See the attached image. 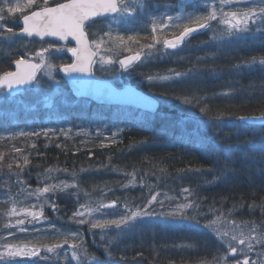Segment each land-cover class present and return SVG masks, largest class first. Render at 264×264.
Returning <instances> with one entry per match:
<instances>
[{
  "label": "trees",
  "instance_id": "16d2710c",
  "mask_svg": "<svg viewBox=\"0 0 264 264\" xmlns=\"http://www.w3.org/2000/svg\"><path fill=\"white\" fill-rule=\"evenodd\" d=\"M62 1L55 0L50 4ZM184 7L188 12L193 11L190 2L185 3ZM236 7L232 6V10ZM228 10L229 6H225V11ZM157 11L161 12L162 9ZM176 12L175 8L171 14ZM12 27L14 31L19 29L18 16L14 18ZM136 32L140 34L139 39L151 38L150 28L126 31L120 35L127 39ZM12 51L8 55L0 54V72L12 70L15 59L25 57V53L18 49ZM125 53L120 50L119 57ZM211 54L216 56H206L189 71V80L166 89L149 90L135 83L134 78L131 79V84L168 100L169 106L161 103L155 113L76 98L68 86L64 92L66 97H62L63 100L59 99L60 96L57 98L59 100L55 104L58 107L49 105L28 109L22 103L0 104V184L5 179L11 182L7 185L9 187L5 186L2 194L18 200L16 196L19 192H15L13 187L18 182L16 180L24 177L31 184L30 187L35 188L43 178H49L46 169L57 171L54 182L58 184L61 181L67 183L71 179L68 176L70 173L87 170L85 175H79L78 191L74 189L78 200L83 197L79 193L82 190L86 195L98 194L109 199L122 197L145 206V200L138 197V193L145 189V176L151 175L152 178L159 176L164 180L155 187L157 192L171 198L166 201L165 213L181 201L185 202L184 197L187 196V201H194L198 208L195 211L185 210L184 216L191 217L197 211L216 214L219 208L232 209L230 207L233 205L235 209L238 208L235 214L247 216L248 226L263 224L264 127L252 121L241 122L237 118L264 113V67L258 64L247 66L253 57H264V31L252 32L244 39L217 42V48L211 50ZM184 96L199 97L201 104H185L182 102ZM62 101L65 103L61 104ZM204 104L209 109L206 115L200 112ZM203 123L207 124V128L202 126ZM31 129L39 130L34 132L39 135H19ZM42 129L54 131L44 136ZM118 129L122 131L113 136ZM25 156L30 163H24ZM9 164L12 165L11 169L8 168ZM128 172L141 177V184L126 188L123 194H115L123 182L119 179L120 175ZM18 173L22 175L18 177ZM205 179L211 182L206 183ZM184 188H188L192 195L183 193ZM59 191L61 193L57 190L54 195L59 196L60 201L56 206L60 213L59 206L65 209L67 202H63L62 188ZM78 200L76 198V202ZM34 202L37 203L31 201ZM0 204L3 203L0 201ZM2 210H5V205L0 206ZM68 218H72V212ZM153 226L150 231L141 227L138 234L131 236V240H125L126 251L132 249L122 253L127 262L116 248L110 247L112 256H107L104 250L92 245L88 233H82L80 229L76 232L84 240L90 257L97 261L94 264H194L202 256L209 257L206 245L211 243L199 237L195 227L176 222L165 230ZM55 229L60 237L61 227ZM57 236L41 234L37 238L42 243H51ZM180 238L193 245L188 249L191 251L175 249Z\"/></svg>",
  "mask_w": 264,
  "mask_h": 264
},
{
  "label": "snow or ice",
  "instance_id": "6c2138e0",
  "mask_svg": "<svg viewBox=\"0 0 264 264\" xmlns=\"http://www.w3.org/2000/svg\"><path fill=\"white\" fill-rule=\"evenodd\" d=\"M191 3L194 11L188 12L184 7L185 3ZM237 6L232 10V6ZM244 5V7H239ZM225 6H229V10L225 11ZM203 8L205 12L197 14L196 9ZM146 10L145 0H66L63 3H56L55 6H50V0H0V38L4 40H12L20 36L39 37L41 40L44 37L55 38L47 42V47H41L39 51L34 54H28L29 58L25 59L20 56L15 59L16 71L0 72V104L13 103L16 101V96L20 95V90L25 92L35 91L39 94V85L42 83V77L38 78L37 73L43 72L54 83L58 84L54 75L55 70L59 69L65 76L71 78L76 82L78 75H94L95 65L98 63L103 68L104 66H111L118 64L119 68L125 72L132 70L137 64L144 60L151 58L153 55L169 54L175 55V52L167 53L168 49L175 50L182 45L192 33L200 29H209L213 31V41L229 42L233 39H244L247 34L252 32L264 31V0H181L178 6V11L175 16L164 15L156 16L150 20L151 40L152 42L146 45H139L138 32L129 35L127 39L119 34V27L123 26L126 31H131L132 26L137 22L135 16L139 11ZM19 14L21 17V27L19 32H15L13 27L8 26L4 21L14 18ZM96 17H109V23L106 25L107 30L101 35L99 32L90 33V29L97 23L94 19ZM213 21L217 25L224 27H214ZM194 24L196 27H188L187 25ZM117 27L114 28L113 26ZM251 25V26H250ZM181 28L182 30L174 35L173 38H161L157 33H163L168 28ZM116 32L113 35V32ZM90 34L92 39H90ZM75 42V46L69 47V40ZM57 41L64 42L63 44ZM138 47H133V45ZM157 45L161 48L157 49ZM70 52L73 58L71 63H53V58L64 51ZM120 50L129 53L123 59L118 58ZM116 57V58H114ZM264 67V57H253L247 62L248 67L255 65ZM188 73L180 72L175 69H169L167 74H149L146 79L148 82L153 81H173L186 77ZM222 95H230V93H223ZM46 106L51 105L52 99L44 97ZM182 102L185 104H201V98L184 96ZM207 104L200 107V112L205 115L208 112ZM220 118V117H218ZM241 122L251 120L253 124L259 122L261 127H264V113L259 116L237 118ZM54 130L48 129L44 134ZM63 131V130H61ZM120 129L113 136H116ZM39 135V133H34ZM19 135H32L29 133H19ZM115 143V140H113ZM19 151V149H16ZM2 159V157H0ZM24 163H30L28 157L25 156ZM19 168L20 165L17 164ZM11 169L12 165L9 164ZM51 173L52 169L47 170ZM132 179L130 184L135 183V173L131 174ZM50 178V177H49ZM75 183L69 185L61 181L59 184H48L43 188L37 189L35 194L37 199L44 193L55 191L57 188L67 189L68 187H76ZM183 193L192 195L188 188H184ZM160 193L156 192L151 195L147 201V206L150 207L153 202L157 201V196ZM165 195V199H171ZM187 201V196L184 197ZM163 203V201H159ZM115 206V201L110 204H104L101 201L96 202V206L91 204H81L80 208L73 213V217H82L77 221L79 224H89L90 229H106L109 226H115L121 232L130 231L136 228L138 220L142 222V218L151 217L155 213L149 212L146 208H137L133 211L127 205H124L126 214L121 215L117 219L99 218L103 216L104 208H111ZM33 208L36 205L32 206ZM51 207L55 210V205ZM198 208L194 201H187L176 206L174 211L168 213H161L160 215L167 216H182L184 217L185 210ZM39 211H32L30 209L17 210L15 201L13 206L6 213L7 216L26 215L31 217L33 221H38L43 216V205L39 206ZM99 214L98 217L93 218V214ZM222 215H218L214 220L209 221L204 227L211 229L227 246V251L232 256L243 257L237 259L235 264H250L251 257L249 253L255 252V245H259L262 251L255 253L256 259L251 260V264H264V231L258 229L255 225L241 226L235 221L229 222L226 230H221L219 225L222 223ZM195 219V217H185ZM25 219L16 220V225H24ZM6 228H12L14 225L9 222L5 225ZM247 228V231L244 229ZM20 231H27L26 228L21 227ZM14 235V233H9ZM79 233H69L63 240V244H52L44 247L46 253H52L59 257L58 248H62L64 244L68 243L69 237L75 238ZM103 239V237H101ZM227 238V239H225ZM0 239H7L0 237ZM81 243L83 241L81 240ZM244 246V247H241ZM71 259L75 260L77 264H90L89 254L86 248L80 247L79 244L73 243L70 245ZM0 264H20L16 258H31L39 255L40 248L29 247L28 245L18 246L15 244L5 243L0 245ZM65 259H68V254L65 253ZM94 259V258H92ZM222 259L227 260V257Z\"/></svg>",
  "mask_w": 264,
  "mask_h": 264
},
{
  "label": "rangeland",
  "instance_id": "374dc122",
  "mask_svg": "<svg viewBox=\"0 0 264 264\" xmlns=\"http://www.w3.org/2000/svg\"><path fill=\"white\" fill-rule=\"evenodd\" d=\"M55 1V0H51ZM50 1V2H51ZM65 1V0H64ZM218 1V0H217ZM63 2V1H62ZM146 2V10L139 11L136 16L135 20L137 21L133 26L131 31H139V30H145L149 29L150 27V20L155 15H176L171 14L173 9H177L178 6L181 4L179 2H168L167 0H145ZM51 5V4H50ZM192 6V4H191ZM193 8V7H192ZM158 9H162L161 12H158ZM197 14H201L204 9L198 8ZM195 10V11H196ZM194 11V9H193ZM155 12V15H154ZM158 12V14H157ZM18 19L20 20L19 14L17 15ZM15 18V17H14ZM14 18L8 19L4 21L5 24L12 27L14 23ZM110 18H106L105 20H99L97 23L90 29V33L99 32L101 35H103V32L107 30L106 25L109 23ZM216 22V21H214ZM194 25V24H192ZM196 26V25H194ZM114 28L117 26L114 25ZM214 27L223 28V25H217L214 24ZM181 31V28H178L174 30V28L170 27L168 29H165L163 33H157L158 35H161V38L164 37L170 38L174 36L175 34L179 33ZM174 30V32H171ZM19 29L15 32H18ZM126 32L123 26L119 27V34ZM130 32V31H127ZM167 32H170L169 34H166ZM116 32H113V35H115ZM213 31L209 29L199 30L197 32L192 33L189 37H187L182 45H180L177 49L172 50L168 49L167 53L175 52V55H169V54H160L157 53L153 55L151 58H148L144 60L142 63L137 64L132 70L130 71H123L119 68L118 64H113L111 66H104L101 67L100 64L95 65L94 75L98 77H102L101 75L105 77H109L108 79L112 80L116 85L123 86L128 83H131V79L134 78L136 80L135 83L142 84L149 90H155V88L159 89H166L170 86L178 85L183 83L186 80L190 79V72L193 68H195V65H198L199 62L204 59L206 56L212 55V58L216 56L215 54H211V50H214L217 48V42L220 41H213L212 40ZM90 37L92 39V36L90 34ZM27 39V40H25ZM51 40H38L35 38H24V37H17L15 38V42L12 40H4L0 38V54H11L13 49H18L20 52L25 53L24 58H29L28 54H34L36 51H39L41 47H47V42ZM225 41V40H224ZM152 40L146 39L144 37H140L139 39V45H146L151 43ZM223 42V41H221ZM59 43V42H57ZM63 44V43H59ZM135 45V44H134ZM69 47H73V45L69 42ZM138 47V45H136ZM161 48V45H157V49ZM65 58H68L67 62L65 61ZM116 58V57H114ZM119 58V57H118ZM71 56L69 52L66 50L62 53L57 54L53 58V63H70L71 62ZM169 69H175L180 72H186L188 75L182 79L179 80H173V81H153L148 82L146 77L149 74H167ZM54 75L56 76V80L59 81L58 84L54 83L52 80H50L47 76L43 75V72H40L38 74V78L42 77V83L38 86L39 87V94H37L35 91H28L25 92L24 90L19 95V98H16L15 103L19 104L22 103L24 107L30 109L34 107H45V100L44 97L47 96L50 99H52V107H58L55 103L61 99L63 100L64 92L66 90V82L60 75L59 69L55 70ZM168 84V85H167ZM136 85V84H134ZM167 85V86H165ZM149 93V92H148ZM150 94V93H149ZM155 97H157L161 103L164 105L169 106L168 100L163 99L160 95L157 94H151ZM60 96V97H59ZM59 97V99H57ZM63 97V98H62ZM57 99V100H56ZM65 102L62 101L61 104H64ZM46 120V118L44 119ZM208 120H201V122H205ZM211 123V121H208ZM196 124V122H194ZM194 127L196 125H193ZM202 126L204 128H207V124L203 123ZM49 128V127H47ZM31 129L30 131H22L23 133H29L32 134L34 132H39V130ZM43 132H46L44 129H42ZM45 136V134L43 133ZM59 134L56 135L58 137ZM65 137V135H63ZM67 136V135H66ZM55 137V136H54ZM48 170V169H46ZM87 170H81L79 173L73 172L68 174L70 176V180L67 182L69 185L75 183L77 185L79 181V175L86 174ZM133 172L128 173H122L120 176V180L123 181L118 189L115 191V194L120 195L121 193L126 190V188L134 187L139 184H141L142 179L138 175H135V183L130 184L129 181L132 179ZM48 177L47 179H42L40 181L39 186L35 188L30 187V183L28 184L27 181H25L24 177L17 179L14 184L15 192H19V195L16 196L18 200L14 198L5 197L6 194H2L3 189H5V186L10 185L11 182L7 181L5 179L0 184V201L5 205V210L0 211V218L2 219L1 225H0V237H6L7 239H0V245H3L5 243L8 244H15L18 246H24L28 245L29 247H37L40 248V252L38 256L31 257V258H16L17 261L20 262V264H77L75 260L71 259V247L70 245L73 243V240H75V243L79 244L80 247L86 248L85 243L83 240V243H81L80 235L72 238L69 237L68 243L64 244L62 248H58L57 252L60 253L59 257L52 253H46L43 249L45 246H49L52 244H63V240L66 236H68L69 233H77L80 229L82 233H88L90 237V241L92 245L96 246L98 250L102 249L104 250L105 254L107 256H112V253L109 252V248H116L119 252H121V256L124 259L125 256L122 253H128L132 251V249H128L126 251L127 245L125 244V240H131V236L134 234H138L140 232L139 230L141 227L145 228L146 230L150 231L154 228L153 225L159 226L160 229L165 230L164 228L169 227L173 222H176L178 224H186L189 227H195L196 233L199 235V237L203 238L205 241H210L211 245H206V248L209 255V257H201L196 263L194 264H235V261L237 259H242L243 257L239 256H232L227 251V246L223 243V241L216 235L215 232H213L211 229L204 227L209 221L214 220L218 215H222V223L219 225L221 230H226L229 226V222L235 221L237 224L241 226H248L247 223V216L245 214H235L236 210L235 207L231 205L232 209H222L219 208L216 214H206L203 212L197 211L195 214L192 213L191 217L194 216L195 219H189L185 218L187 216L178 218V216H167V215H160L161 213H165L163 209H165L167 206L166 201L168 199H165V195L161 193V195L157 196V201L153 202L150 207L147 206V201L150 199L151 195L155 194L157 188L161 182H164L162 178L157 176L156 178H152L151 175L145 176V179L143 180L145 189L141 190L138 193V197H142L143 200H145L146 205L142 206L139 203H134V201H130L127 198L122 197H113V199H109L107 197H100L98 194H89L86 195L84 191H79L81 195H83L80 200H78L77 193L75 194L74 189H77L76 187H68L67 189H62V196L65 197L63 199V202H67V207L65 209H62V207L59 206V211L57 210V203L60 201L59 196L54 195L55 192L58 190V193H61L59 191V188H57L55 191H50L48 193H44L40 196L39 199H37L36 195H29V193H35L37 189L43 188L45 185L48 184H58L54 182L55 176L57 174V171L52 170L51 173L46 172ZM64 174V172H62ZM18 177L22 174L18 173ZM205 177V176H204ZM206 183H210V179H205ZM9 187V186H7ZM74 192H70L72 190ZM61 190V188H60ZM156 190V191H155ZM22 191V192H20ZM70 192V193H69ZM57 194V192H56ZM66 194V195H65ZM104 195V194H102ZM9 196V195H7ZM51 197L56 199H51ZM72 200H68L71 199ZM76 198L79 202H76ZM56 200V203H54ZM13 201H15V206L17 207V210L20 209H30L32 211H39V206L43 205V216L39 218L38 221H33L31 217H26V215H18V216H7L6 213L9 211V209L13 206ZM31 201H37V203H31ZM101 201L104 204H110L111 202L115 201V206L111 208H104L102 211L104 213L103 216H99V214L94 213L93 218H96L99 216V218H106V219H117L121 215L126 214V209L124 205H127L129 208H131L133 211H135L137 208H146L149 212L155 213L151 217H144L142 218V222L138 220L137 226L135 229L130 231H124L121 232L119 229H116L115 226H109L106 229H90L89 224H79L77 221L81 219L82 217H73V213L77 212L78 210L83 211V209L80 208L81 204H91L92 207L96 206V202ZM140 201V199H139ZM159 201H163V203H159ZM187 202V201H185ZM183 202V203H185ZM182 201L179 204H183ZM0 204L1 207L4 205ZM55 205V210L51 207V205ZM177 204V205H179ZM36 205L35 208L32 206ZM176 205V206H177ZM63 206V205H62ZM175 207L172 208L171 211L175 210ZM64 208V207H63ZM240 208V207H239ZM187 210H193V209H187ZM233 210V211H232ZM262 211V210H261ZM70 212H72V218H68L70 215ZM235 212V213H234ZM188 213V212H187ZM242 218V219H240ZM18 219H25L24 225H16V220ZM11 222L14 227L12 228H6L5 225ZM88 228H87V227ZM251 225H249L250 227ZM256 226V225H255ZM21 227H24L27 229V231H20L19 229ZM61 227L62 234L60 237L57 236V231H55V228ZM258 229L264 231V223L261 225L256 226ZM73 230V231H72ZM247 231V228L244 229ZM146 232V231H145ZM9 233H14V235H9ZM41 234H44L45 236L52 235L53 237L57 236V239L54 240V242L51 243H42L40 242L37 237ZM36 237V238H35ZM42 237V236H41ZM103 237V239L101 238ZM137 238V237H136ZM80 241H78V240ZM227 239V238H225ZM192 241V239H189ZM124 242V244L122 243ZM178 246H174L175 249L178 251H191L188 249H191L193 245H190L188 242H183V238H180L177 240ZM194 243L195 240H193ZM175 243V242H174ZM91 245V244H90ZM244 247V246H241ZM87 249V248H86ZM2 250V249H0ZM172 250L173 247H172ZM262 251L261 247L259 245H255V252L249 253L250 264L251 260L256 259L257 252ZM176 252V251H175ZM65 253L68 254V259H65ZM223 257H227V260L222 259ZM208 259V260H205ZM90 264H94L97 261L93 260L89 255ZM125 260V259H124ZM126 261V260H125ZM124 262V261H123ZM127 262V261H126Z\"/></svg>",
  "mask_w": 264,
  "mask_h": 264
},
{
  "label": "water",
  "instance_id": "95a60500",
  "mask_svg": "<svg viewBox=\"0 0 264 264\" xmlns=\"http://www.w3.org/2000/svg\"><path fill=\"white\" fill-rule=\"evenodd\" d=\"M173 1H181V0H173ZM63 2H66V0ZM50 6H55V4ZM106 18L109 17H96L94 19L97 20V19H106ZM20 27H21V18L19 20V29ZM190 27H196V26H190ZM200 30H204V29H200ZM22 37H26V36H22ZM26 38H35L41 40L39 37H35V36L26 37ZM171 38H173V36L170 37L169 39ZM54 39L55 38L52 37H44L43 40H54ZM57 42L64 43L62 41H57ZM69 42L75 46L74 41L70 39ZM128 54L129 53H125L121 55L119 58L123 59ZM10 71H16L15 63H13V68ZM38 74L39 73H37V76ZM60 75L67 83L68 87L70 88V90L72 91L73 95L76 98H86L97 104L129 106L131 108L140 109L149 113H155L160 108V101L157 97L149 94L148 92L144 91L143 89L131 83H128L123 86H118L110 79L100 78L95 75L92 76L78 75L76 82L74 83L73 80L65 76V74L62 71H60ZM23 90L24 89H21L20 93Z\"/></svg>",
  "mask_w": 264,
  "mask_h": 264
},
{
  "label": "flooded vegetation",
  "instance_id": "af4514ba",
  "mask_svg": "<svg viewBox=\"0 0 264 264\" xmlns=\"http://www.w3.org/2000/svg\"><path fill=\"white\" fill-rule=\"evenodd\" d=\"M168 2H177V1H173V0H167ZM99 20H105V19H97L96 21H99ZM90 39H91V37H90ZM72 44V43H71ZM73 45V44H72ZM74 46V45H73ZM69 54H70V52H69ZM71 56V55H70ZM72 58V57H71ZM102 78V77H101Z\"/></svg>",
  "mask_w": 264,
  "mask_h": 264
},
{
  "label": "bare ground",
  "instance_id": "6f19581e",
  "mask_svg": "<svg viewBox=\"0 0 264 264\" xmlns=\"http://www.w3.org/2000/svg\"><path fill=\"white\" fill-rule=\"evenodd\" d=\"M252 117V116H251Z\"/></svg>",
  "mask_w": 264,
  "mask_h": 264
}]
</instances>
